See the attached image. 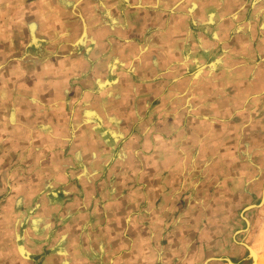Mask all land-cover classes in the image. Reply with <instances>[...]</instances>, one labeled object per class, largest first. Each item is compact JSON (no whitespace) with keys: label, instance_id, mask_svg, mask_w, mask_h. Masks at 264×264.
<instances>
[{"label":"rangeland","instance_id":"obj_1","mask_svg":"<svg viewBox=\"0 0 264 264\" xmlns=\"http://www.w3.org/2000/svg\"><path fill=\"white\" fill-rule=\"evenodd\" d=\"M174 23L179 45L168 66L128 70L140 93L122 99L133 109L130 119L104 123L113 143L99 133L95 146L84 140L91 155L87 175L82 164L75 170L80 203L89 211L115 206L110 210L124 220L121 230L109 229L104 214L94 213L97 225L79 231L74 247L89 263L254 264L251 250L264 252V0H174L170 27ZM15 156L14 163L0 161V216L13 200V227L27 220L18 234L39 223L31 230L39 237L32 250L40 252L36 245L44 242L45 253L60 256L67 249L66 221L57 211L35 221L38 210H28L36 199L26 206L21 191L12 197L13 184L22 183ZM86 191L94 202L87 203ZM113 237H121L122 246Z\"/></svg>","mask_w":264,"mask_h":264},{"label":"crops","instance_id":"obj_2","mask_svg":"<svg viewBox=\"0 0 264 264\" xmlns=\"http://www.w3.org/2000/svg\"><path fill=\"white\" fill-rule=\"evenodd\" d=\"M171 1L0 0V126L5 128L0 133L6 132L3 138L7 134L0 161L14 163L19 153L23 167L17 175L22 183L9 187L12 197L21 191L19 196L26 197V206L36 199L34 210H28V215L38 210L35 221L47 220L49 211L60 213L68 239L62 256L45 253L44 242L36 245L40 252L32 250L39 237L31 236V230L40 225L29 221L28 234H18L27 220L13 227L9 220L12 214H8L12 200L0 216V264H90L89 256L79 257L74 240L80 230L97 225L94 213L104 214L106 228L121 230L124 226L123 218L110 210L115 206L105 210L107 206L100 209L98 205V210L89 211L87 204L81 205L75 170L82 164L87 175L85 166L91 152L84 140L95 146L94 134L99 133L101 139L108 137L113 143L115 135L107 134L109 128L104 123L117 125L124 118L130 119L126 114L133 109L122 99L140 90L129 82L132 73L128 70L167 67L170 54L174 56L180 26L174 23L170 27ZM27 17L35 21L27 23ZM174 20L182 23L183 18L173 16ZM120 160L129 165L125 156ZM2 190L0 185V193ZM85 193L87 200L91 193ZM92 198L87 203L94 202ZM122 204L121 212L125 208ZM85 239H90L89 235ZM112 239H118L122 246L121 237ZM255 254L254 264H260L264 252Z\"/></svg>","mask_w":264,"mask_h":264},{"label":"bare ground","instance_id":"obj_3","mask_svg":"<svg viewBox=\"0 0 264 264\" xmlns=\"http://www.w3.org/2000/svg\"><path fill=\"white\" fill-rule=\"evenodd\" d=\"M251 255L254 257V259H256V255L252 250H251Z\"/></svg>","mask_w":264,"mask_h":264},{"label":"water","instance_id":"obj_4","mask_svg":"<svg viewBox=\"0 0 264 264\" xmlns=\"http://www.w3.org/2000/svg\"><path fill=\"white\" fill-rule=\"evenodd\" d=\"M263 193H264V188H263ZM250 254H251V252H250ZM252 259H253V257H252Z\"/></svg>","mask_w":264,"mask_h":264}]
</instances>
